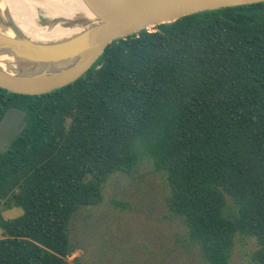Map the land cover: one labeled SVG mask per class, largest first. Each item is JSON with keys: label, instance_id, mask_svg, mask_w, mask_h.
<instances>
[{"label": "trees", "instance_id": "16d2710c", "mask_svg": "<svg viewBox=\"0 0 264 264\" xmlns=\"http://www.w3.org/2000/svg\"><path fill=\"white\" fill-rule=\"evenodd\" d=\"M27 126L0 153V264H72L70 225L114 174L144 159L208 264L238 236L264 264V3L203 12L111 43L75 83L45 95L0 89ZM235 211L228 213V199Z\"/></svg>", "mask_w": 264, "mask_h": 264}, {"label": "water", "instance_id": "95a60500", "mask_svg": "<svg viewBox=\"0 0 264 264\" xmlns=\"http://www.w3.org/2000/svg\"><path fill=\"white\" fill-rule=\"evenodd\" d=\"M88 15L49 19L37 12V23L69 33L34 39L23 33L4 0H0V89L20 95H45L82 78L120 39L152 31L163 24L203 12L264 3V0H80ZM46 26V27H47ZM27 112L9 108L0 120V153L24 132Z\"/></svg>", "mask_w": 264, "mask_h": 264}, {"label": "rangeland", "instance_id": "374dc122", "mask_svg": "<svg viewBox=\"0 0 264 264\" xmlns=\"http://www.w3.org/2000/svg\"><path fill=\"white\" fill-rule=\"evenodd\" d=\"M34 4L38 0H33ZM170 185L144 159L131 174H114L104 185L103 201L81 209L70 225L72 264H208L192 243L182 218L167 206ZM235 207L228 199V213ZM18 208L0 214L6 220L22 215ZM3 238L0 230V239ZM259 245L254 238L235 240L229 264H255Z\"/></svg>", "mask_w": 264, "mask_h": 264}, {"label": "bare ground", "instance_id": "6f19581e", "mask_svg": "<svg viewBox=\"0 0 264 264\" xmlns=\"http://www.w3.org/2000/svg\"><path fill=\"white\" fill-rule=\"evenodd\" d=\"M21 31L34 39L55 38L69 33L56 26L53 29L37 23V12H43L49 19H71L88 15L86 7L80 0H4ZM47 26V27H46Z\"/></svg>", "mask_w": 264, "mask_h": 264}]
</instances>
